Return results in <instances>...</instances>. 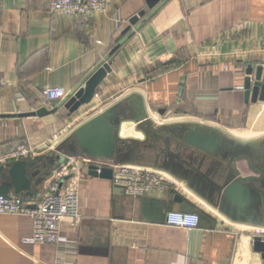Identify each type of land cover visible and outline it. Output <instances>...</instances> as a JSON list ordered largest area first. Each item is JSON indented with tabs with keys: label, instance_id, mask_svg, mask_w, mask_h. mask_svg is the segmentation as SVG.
<instances>
[{
	"label": "crops",
	"instance_id": "crops-1",
	"mask_svg": "<svg viewBox=\"0 0 264 264\" xmlns=\"http://www.w3.org/2000/svg\"><path fill=\"white\" fill-rule=\"evenodd\" d=\"M104 62L111 71L88 104L70 112L45 99L49 87L76 91ZM259 63L264 0H160L152 8L114 0L83 26L50 0H0V153L22 142L34 148L19 158L30 187L7 195L39 201L63 162V142L108 106L123 117L125 146L101 159L105 166L156 168L173 179L133 198L84 166L80 221H62L55 244L25 243L31 218L0 214V264H263L247 229L264 226V178L246 208L219 196L235 178L264 177V101L244 95L247 67ZM185 128L219 137L218 156L184 144ZM169 210L197 213L198 227L168 226Z\"/></svg>",
	"mask_w": 264,
	"mask_h": 264
},
{
	"label": "built area",
	"instance_id": "built-area-1",
	"mask_svg": "<svg viewBox=\"0 0 264 264\" xmlns=\"http://www.w3.org/2000/svg\"><path fill=\"white\" fill-rule=\"evenodd\" d=\"M114 0H50V7L63 15L77 16L84 25L85 18L92 12L104 11ZM43 95L46 100L65 101L69 95L63 87H49ZM52 141V140H51ZM56 141V140H54ZM52 141V142H54ZM51 142V143H52ZM34 154L27 142H22L0 153V166L13 160ZM88 164L105 166L100 159L83 156H70L63 161L52 175L51 182L43 197L33 206L27 204L20 196L0 194V214L26 215L31 218L32 232L22 236L25 243H57L60 224L66 220L80 221L78 209V189L82 178V169ZM113 184L133 198L146 192H161L172 184V177L164 170L147 168L134 164L112 165ZM65 181L63 192H59L60 182ZM168 226L193 229L199 225V215L195 212L169 210L165 214ZM247 237L252 244L255 237L264 241V226H254ZM241 231V230H240Z\"/></svg>",
	"mask_w": 264,
	"mask_h": 264
},
{
	"label": "water",
	"instance_id": "water-1",
	"mask_svg": "<svg viewBox=\"0 0 264 264\" xmlns=\"http://www.w3.org/2000/svg\"><path fill=\"white\" fill-rule=\"evenodd\" d=\"M160 0H146L147 5L152 8ZM133 18L131 22H134ZM111 71L108 62H104L98 67L76 91L69 93L64 106L70 112H74L84 104H88L96 90L101 84L106 74ZM248 75L244 79V95L248 102L264 101V64L259 63L256 66L247 67ZM45 109L34 113L42 114ZM33 113V112H32ZM122 115L113 107L108 106L89 116L87 119L77 125L71 135L63 142L58 156L59 162L64 161L68 156H83L91 159H116L119 150L125 146V140L120 136V126L122 124ZM181 141L195 149H198L209 156H218L221 152L222 141L219 137L206 131H200L194 128L183 129L180 136ZM32 166V165H31ZM88 173L100 177H112V169L107 166H97L88 164ZM251 171V170H250ZM263 175L253 177L250 174L240 176L220 186L219 196L229 201L239 209L246 208L252 193L259 192L257 181L263 182ZM250 180L248 186L245 182ZM41 182L40 180L38 181ZM37 182V183H38ZM264 183V182H263ZM13 186L15 193H21L30 187V182L25 179L22 160H13L9 165L0 166V194L7 195L10 187ZM32 195V192H27ZM252 249L259 253L264 264V241L258 237L254 238Z\"/></svg>",
	"mask_w": 264,
	"mask_h": 264
}]
</instances>
